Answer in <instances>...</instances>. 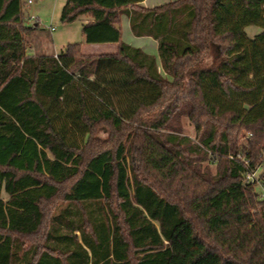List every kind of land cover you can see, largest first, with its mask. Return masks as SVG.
Wrapping results in <instances>:
<instances>
[{
    "label": "trees",
    "instance_id": "trees-1",
    "mask_svg": "<svg viewBox=\"0 0 264 264\" xmlns=\"http://www.w3.org/2000/svg\"><path fill=\"white\" fill-rule=\"evenodd\" d=\"M143 1L60 11L117 54L27 56L35 28L0 0V264H264V200L244 183L264 160V0ZM121 15L157 56L122 41ZM98 132L114 144L87 153Z\"/></svg>",
    "mask_w": 264,
    "mask_h": 264
},
{
    "label": "rangeland",
    "instance_id": "rangeland-1",
    "mask_svg": "<svg viewBox=\"0 0 264 264\" xmlns=\"http://www.w3.org/2000/svg\"><path fill=\"white\" fill-rule=\"evenodd\" d=\"M22 4V20L24 21V24L26 26L34 27L35 24L38 25L37 29H35L37 32L34 36L35 42L43 41L44 37H46L48 40H55L53 42L52 48L50 50L54 51L55 53H60L63 46L67 44H75V43H82L84 46L85 51L91 52H110L114 49L113 46L103 48L101 51L98 49L90 48L88 49V45L84 43L83 35L81 34V22L76 21L74 24H64L60 19V11L62 9V6L64 5L65 0H32L31 5L26 4V0H20ZM148 2H160L158 4H161L163 2H167L165 0H149ZM29 17H32L35 20H30ZM49 26H51L54 31H49ZM259 32V29L256 27H247L246 33L248 36H253ZM123 39L125 42L127 41L125 32H123ZM29 35V34H28ZM25 40V39H24ZM34 44V50L31 51L30 48H28V55L36 54L35 52H44L46 49L44 47V44ZM27 42L25 40V46L27 47ZM207 61H210L208 58ZM211 62H207V64H210ZM161 105L155 107V109L143 112L141 114V118L143 121H151L155 118V116L160 114ZM180 123L182 125V133L185 136L190 137L192 140L194 139V129L193 126L190 125L188 120L180 119ZM247 136V133L243 132L240 133L238 139V143L244 142V137ZM94 141L93 144L89 146L87 153H89L93 148H108L109 146H112L113 138H111L110 134H106L105 132H98L93 137ZM264 172V160L262 164L257 168V174H261ZM65 190V186H63L60 191ZM256 191L258 193H262L264 191V186H257ZM65 202L62 201V195L60 194L56 198H53L52 200H49L48 202L42 203V208L45 213V219L46 222L49 219V217L57 213L60 209L64 208ZM43 231L40 233L42 234ZM42 239L39 237H33L32 239H28V245H32L33 243H41Z\"/></svg>",
    "mask_w": 264,
    "mask_h": 264
},
{
    "label": "crops",
    "instance_id": "crops-1",
    "mask_svg": "<svg viewBox=\"0 0 264 264\" xmlns=\"http://www.w3.org/2000/svg\"><path fill=\"white\" fill-rule=\"evenodd\" d=\"M66 1V0H65ZM149 0H144L142 3H141V6L145 7V8H152L154 6H159V5H163V4H167L168 2L170 1H174V0H165L167 2H163L161 4H158L160 2H148ZM65 4V2H64ZM64 6V5H63ZM62 6V7H63ZM91 19H88V18H81L77 21H80L81 22V26L83 24H86L88 22H90ZM72 25V24H71ZM38 25L35 24L34 25V28L37 29ZM119 28H120V33L122 34V39H123V33H122V30L123 32H125V35H126V38H127V41L125 42L124 40H122L124 43L130 45L131 47L133 48H140L142 49L144 52H146L147 54L149 55H155L157 56V44L154 40H151L150 38H146V37H137L135 38L132 33L130 32L129 30V21H128V18L125 17L124 15H121V19H120V24H119ZM33 30L29 35H27L25 37V40L26 42L28 43L27 44V47H26V54L28 53V48L31 49V51L34 50V44L36 43L35 39H34V36L36 34V30ZM49 31L50 32H53L54 29L49 26ZM44 40L43 41H38L37 43L38 44H44V47L46 48L44 50V52H35L36 54H32V56H44V55H52V56H57L59 53H55L54 51L50 50L52 48V45H53V42H55V40L53 41V39L50 41L48 40L46 37L43 38ZM36 43V44H37ZM80 44V49H81V52L83 55L85 56H101V55H106V54H110V55H114V54H117L118 52V46L117 44H111V43H106V44H90L88 45V49L90 48H94L96 50H102L103 48H106V47H110V46H113L114 49L110 52H94V51H91V52H88L86 53L87 51H85L84 49V46L82 45V43H79ZM64 44H62V49H60L61 51L67 46V45H70V44H67L65 46H63ZM158 60V58H157ZM159 63V62H157ZM159 66H160V63H159ZM159 71L161 72V68H159Z\"/></svg>",
    "mask_w": 264,
    "mask_h": 264
},
{
    "label": "built area",
    "instance_id": "built-area-1",
    "mask_svg": "<svg viewBox=\"0 0 264 264\" xmlns=\"http://www.w3.org/2000/svg\"><path fill=\"white\" fill-rule=\"evenodd\" d=\"M32 0H26V4L31 5ZM30 20H35L32 17H29ZM232 159V157H230ZM237 159H239L244 165H247V161L245 159V154H241L240 152L236 156ZM257 172L247 173L244 178L245 184H252L256 183L257 186L263 187V184L261 182L257 181ZM260 199L264 200V191L262 193H259Z\"/></svg>",
    "mask_w": 264,
    "mask_h": 264
}]
</instances>
